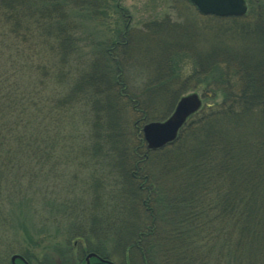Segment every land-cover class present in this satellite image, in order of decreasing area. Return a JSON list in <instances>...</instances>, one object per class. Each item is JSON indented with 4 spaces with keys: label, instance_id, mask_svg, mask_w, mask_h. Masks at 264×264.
I'll list each match as a JSON object with an SVG mask.
<instances>
[{
    "label": "trees",
    "instance_id": "obj_1",
    "mask_svg": "<svg viewBox=\"0 0 264 264\" xmlns=\"http://www.w3.org/2000/svg\"><path fill=\"white\" fill-rule=\"evenodd\" d=\"M111 2L0 0V181L11 177L12 171L24 181L22 175L30 172L29 189L23 194L15 188L14 197L29 201L37 197L39 213L49 210L48 216L63 227L67 241L66 251L57 253L51 249L56 253L50 254L49 249L37 262L28 251L17 249L18 254L28 264H78L80 255L77 254L75 263L71 258L73 241L78 245L87 243V248L82 246L83 253L108 258L107 241L111 237L109 241L115 242L116 250L113 247L109 257L118 258L120 264H209L208 252L217 253L226 247L235 261L241 259L240 264H245L243 251L250 257L254 254L250 248L255 246L264 260V4L241 18L208 17L212 23L206 28L211 29L212 25L213 37L221 35L229 41L240 37L252 45L239 54L223 43L211 45L212 51L198 52L193 61L190 77L196 79L197 85L224 96L220 107L212 110L210 116L215 115L220 126L214 125L210 135L206 131V141L194 143L187 150L176 148L177 140L153 152L146 148L141 127L153 119L147 105L156 89L152 84L138 87L135 77L128 78L133 68V63H129L133 44L128 37L133 33L127 29L125 12L116 0ZM175 2L196 11L187 0ZM82 18L98 27L106 26L112 18L111 38L99 41L93 51L90 38L79 35ZM164 19H155L142 28L156 34L158 30H168V37L178 34L176 27L168 28L172 23ZM143 30L137 31L142 38L146 36ZM193 33L186 30L181 35L187 40ZM164 43L167 44L160 38L156 44ZM193 47L190 45V49ZM173 58L158 57L156 65L163 63V68L157 70L154 83L161 85L165 73L169 79L166 83L179 78ZM203 75H207V80L195 78ZM166 94L170 101L172 93ZM208 107L203 101L198 113ZM128 110L131 121L124 117ZM78 112L86 115L76 119ZM192 117L181 129L179 139L193 122L195 127L206 129L201 125L203 119L191 120ZM240 119L246 123V128L242 127L244 133L233 135ZM200 128H194V140L199 139ZM130 133H139L135 144ZM201 142H209V148ZM59 152L74 160L71 165L77 168L94 166L84 187L67 191V196H62L56 185H48L57 180L53 167L57 172L63 164L54 157ZM129 155L133 156L130 160ZM161 156L165 162L189 160L179 170L181 185L174 187L166 181L157 186L149 180L150 176L144 180L142 175L138 176L139 167L145 168V164ZM107 168L121 172V180L132 198L130 202H117L125 208L122 212L112 204L110 207L112 193L106 188L113 180L103 176ZM138 180L148 183L147 186L138 185ZM141 210L143 215L139 219L137 214ZM114 212L120 227L112 233L104 219L112 220ZM126 212L128 226L124 227L122 217ZM13 251L6 249L5 257L15 255ZM253 260L256 262L249 258L248 263H254ZM263 260L260 264H264Z\"/></svg>",
    "mask_w": 264,
    "mask_h": 264
},
{
    "label": "rangeland",
    "instance_id": "obj_2",
    "mask_svg": "<svg viewBox=\"0 0 264 264\" xmlns=\"http://www.w3.org/2000/svg\"><path fill=\"white\" fill-rule=\"evenodd\" d=\"M107 1L109 3L111 2V0H107ZM175 1L176 0H116V5L120 7L121 11L125 12V15L128 17L127 18L128 20L127 29L129 32L131 30L133 33V35L131 34L128 37L130 44L131 45L133 44L132 45L133 48L130 50V53H129L130 54L129 63H133V68L130 70L131 72H128V78H131L134 80V77H135L136 78L135 84L138 87H146L145 84H148V85L152 84L155 87L154 89H156V90H153L154 91L153 100L149 102L150 105L149 104L147 105L148 115L149 117H153V119L144 123L143 126L152 121H162L168 118L173 113L176 103L178 102V101L174 102V97H176V99L179 100L182 96L192 94V93H197L201 97L202 101H206L207 107L209 106L206 111H202L199 114L198 112H200L202 108L201 107L194 114V115H196L197 113L199 114L198 116L196 115V117L198 121H202L203 119V123L201 125L203 127H206V129L202 128L204 129L202 130L200 126L195 127L196 125L193 122L192 124L189 125V131L184 132V134L180 136V139L179 137L176 139V141L177 140L179 141L175 147L176 148L178 147V149L181 148L180 150H187L189 149V147H191L192 144L194 145V143H197L203 140L204 135L205 134L207 135L206 131L209 134L212 128L216 127L214 125L220 126L219 119H217L215 115H213L211 118L210 116L212 115L211 111L220 107L221 102L224 101V96L222 92H219L218 90H217L218 92H215L214 89L207 90L208 88L205 89L204 86L197 85V82L195 81L196 79H194L193 77H190L192 73V68L194 66L193 61L197 59L196 54L198 52L203 53V54L206 51L210 52L212 51L211 45L219 46V45H222V43L225 44V46L226 45L229 46V48L232 47L233 53L239 54L245 51L244 49H247L248 48L247 46H252V45L250 43L247 44V40H243L240 37L239 38L241 40L237 37L236 39H231V41L226 40L225 38H222L221 35H219V37H213L214 29H212L213 28L212 25H211V29L207 30L206 28V25L208 26V24L212 23V20L208 18L209 16H212V15H203L195 7L197 11L196 13L194 9L187 7V4L184 5L183 3H179V2L176 3ZM245 1L247 4V13L250 9L257 7L260 3L264 4V0H245ZM115 17L116 16H113V18ZM165 17L166 19H164ZM155 19H158L159 21L162 19L168 22L170 21L172 24H169V26L167 27L169 28L170 25H173L174 28L176 27V32L178 34L176 33L170 34L171 36L168 37L165 33L168 30L166 31L163 30L162 33L158 30L157 34L154 31H148L146 33L148 29L145 28V30H143L144 28L143 25L148 22L151 23V21ZM81 22H82V27H81L79 35L84 38H90V41H92V43L94 44L93 51L95 50V46H97V43H99V41L109 40L112 36V34L110 33V28H109L110 23L113 22L112 18L108 20V23L106 26L102 25L101 27H98L96 23L93 24V23L88 22V18L86 19L82 18ZM119 22L121 24L122 21H119ZM123 26L124 25L122 23L120 28H123ZM177 26L179 28H177ZM170 28H173V27H170ZM140 29L143 30L142 31L143 33H146V36H144L143 38L140 35H138L137 31H139ZM186 30H189L191 33L194 32L192 35L193 37L190 36L191 38H188L187 40H186V37H183L184 35H181ZM160 38L163 39V41L166 42L167 44L164 43L163 46L157 45L156 43L158 42V39ZM188 44H189V47H188ZM190 45H194V47L190 49ZM82 46H85V45H82ZM252 48L255 49L254 47ZM184 49H188V50H184ZM89 50L90 49H88V51ZM83 53L85 54V51H83ZM165 55L167 57L170 56V57L175 58L174 65H175L176 70L180 71V74H179L178 79L173 78L172 82L169 81V83H166L169 80L168 74L166 73L163 74L161 80H163L164 81L163 83H166V84L162 83L160 85V84L154 83L153 81L156 78H158L157 70L162 71V68H163V63L160 64V66L156 65V64L159 65L158 57H161V56L165 57ZM257 55L259 56L261 55V53L258 52ZM252 61H256V60H252ZM206 77L207 75H203L199 77L196 76L195 78H201V80L204 81V80H207ZM206 90H207V94H205ZM168 91H170V93H172L170 95L173 96V97L170 96L171 97L170 101H167L168 98L166 97L167 95L166 92ZM252 99H255V98H252ZM126 112L124 113L125 119H128V121H131L132 115L130 114L129 110H128V114ZM80 113H83V112H78L75 116L76 119H82V116L86 115V114L82 115ZM196 117L195 116L192 117L191 120L195 119ZM189 119L187 120L185 125H187ZM211 121H212V124L209 125L208 122H211ZM260 122H262V119ZM143 126L141 127V132H142ZM245 126H246V123L242 119H240L236 127H234L235 129H237V131L235 130L233 132V135H237V134L239 135V134L244 133L242 130V127H245ZM194 128L201 129V130L199 129L201 132H200V135L198 136L199 139L197 138L198 140H194L192 138V135H194V132H195ZM131 130L132 129L130 128L129 131L131 132ZM130 137L132 140H134L133 142L135 144V142H137V140L139 139V133H132ZM206 140L207 139L205 138L204 141ZM201 145L206 146L208 148L210 146L209 142L204 143V144H202L201 142ZM156 151H153V152H156ZM60 153L62 152H59L58 154ZM63 153L60 156H58V154L56 153L54 154L56 155L54 157L59 160V163H63V164L59 167L60 171H58V168H57V172L53 171L54 170V167H53L52 173L54 177L56 175L57 180L52 181L51 183H48V185L49 186L56 185L60 189L61 193L64 194L62 196H65V195L67 196V193H66L67 191L69 190L73 191L80 187L81 188L84 187V182L88 180L90 176V171L94 168V166L90 164V165H85L82 168H79V167L77 168L74 166V164L71 165L72 164L71 162H74V160L68 159L67 156L64 155ZM68 157L71 158L69 155ZM129 157L130 158L128 160L133 158V156L131 157L130 155ZM176 157L179 158L180 156H176ZM185 157H187V155ZM163 159L165 158L161 156L158 160L153 159L149 161L147 164H145L146 165L145 168H143L144 165L142 166V168L139 167L138 176L142 175L141 180H144V178L146 177L149 178L150 176L149 180L153 181V183L157 186L166 184V181L168 184L172 183L174 187L175 186L177 187V185L178 186L181 185L179 170L181 166L186 167L187 165L184 166V164H187L189 160L176 163L174 161L165 162ZM194 164L192 165V167L194 166ZM15 167H17V165ZM0 168H1V165H0ZM45 168L48 169L49 167H45ZM18 172L20 175H22V171H18ZM120 174L121 172H118L117 169L110 170L109 168L105 169L103 172V176H106V178L109 177L110 179L113 180L111 181L112 184L110 185V187L106 188L110 190L109 193H112L110 195V203H109L110 207L112 204L114 205L115 210H120V212H122L125 210V208H120L119 207L120 205H118L117 202H119L120 200H126V202L127 201L130 202L132 201V198L130 197V195H128V189H125L126 184L124 183V181L121 180ZM22 176L25 177L23 178L24 181L22 180L20 181L19 176H17L16 173L12 171L11 177L10 176L4 177V181H0V189L3 190L2 192H0V264H28V262L26 261L24 257H23L24 260L16 259L14 262H12V257L14 256L13 254L9 255L6 258L5 257L6 249H9V250L14 249L13 252H15L14 253L15 255H20L18 254L19 250L28 251V253H30L33 256L34 262H37L38 259H42L41 254L42 253L44 254L49 249L50 250L56 249L58 251L57 253H62L64 250L65 251L67 250L66 248L67 241L64 236L63 227L59 226V224L56 223L57 221H54L53 218L48 216L50 215L49 210L39 213L40 211L37 210V206H36L38 204L37 197L35 198L34 196V201H29L28 198H25V199L21 198L22 200L21 199L18 200L17 198L21 196L14 197V194H13L14 191L16 192L18 190L24 194L26 192V189H29L30 183H28L27 179H29V176H31V173L28 172ZM99 176H100V173H99ZM114 181L117 182L118 187L116 186ZM138 181H139L138 185L139 184L144 185L143 188L146 187L148 184L140 180ZM116 187H117V190H115ZM3 192L5 194H8L7 195L8 197ZM28 194L30 195V193ZM120 194L121 196H118ZM70 195L75 196V194H70ZM43 202L45 201H40V204L41 203L43 204ZM122 204H123V201H122ZM128 204H130V206H134L133 203H128ZM113 215L115 219L114 218L112 220H109L108 218L104 219L105 223H109L110 225L109 232L112 231V233L114 232L115 229L120 227V219L118 220L115 212L113 213ZM138 215L140 219V217H142L143 215V211L141 210V212H139L137 216ZM123 216L124 217H122V220L124 222L122 223V225L125 224L124 227H127L128 226V213L127 212L126 214L124 213ZM109 239H112V238L109 237L107 241L108 242L107 246L108 245L109 246H108L106 255H108V258L101 257L96 254L98 257H100L105 262L101 261L99 258H92L90 260V264H110V263L120 264V260L118 258L114 256L111 258L109 257L110 255L109 252H112L113 247L116 250L115 242L113 240L109 241ZM73 242H72L73 249L71 251V258L75 260V261L73 260V263L76 262L77 254H78L82 257L78 264H86V257L88 256V252L85 251L83 253L81 252V250H82V246L87 248L86 246L87 243L86 244L82 243L78 245L77 241H73ZM244 246L246 247V245ZM256 248L258 247L255 246L253 248H250L254 252V254H250V257H248L247 254H244V251H243L242 254L246 258V261H244L245 264H249L248 263L249 258H253L256 260V262L253 260L254 263L251 262V264H260V261L263 260L262 255L257 252ZM17 249L19 250L17 251ZM54 250H51L50 254L52 253L55 254L56 251ZM205 253L206 254L210 253V259H208L209 264H236V262L238 264L242 263L241 259H239L240 261L234 260L232 255H230L229 247H226L224 251H220V252L217 251V253H215V251H212V250L208 253L207 252Z\"/></svg>",
    "mask_w": 264,
    "mask_h": 264
},
{
    "label": "water",
    "instance_id": "obj_3",
    "mask_svg": "<svg viewBox=\"0 0 264 264\" xmlns=\"http://www.w3.org/2000/svg\"><path fill=\"white\" fill-rule=\"evenodd\" d=\"M203 15H212L221 18L244 17L247 13L245 0H188ZM202 106L201 97L197 93L185 95L179 99L173 113L163 121H152L144 125L142 131L147 149L151 151L162 149L174 142L179 131L188 118L195 114ZM91 258H99L95 253L86 257V264H90ZM22 259L20 255H14L12 262ZM112 264V263H110Z\"/></svg>",
    "mask_w": 264,
    "mask_h": 264
}]
</instances>
